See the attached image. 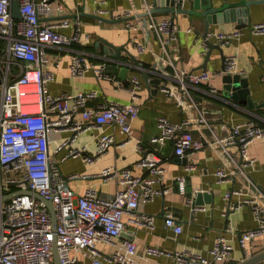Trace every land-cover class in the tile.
I'll list each match as a JSON object with an SVG mask.
<instances>
[{"label": "built area", "instance_id": "built-area-1", "mask_svg": "<svg viewBox=\"0 0 264 264\" xmlns=\"http://www.w3.org/2000/svg\"><path fill=\"white\" fill-rule=\"evenodd\" d=\"M13 1L0 0V36L6 40L0 51V264H55V249L62 264H138L136 241L130 237L123 238L121 242L115 239L125 233L128 226L147 229L154 226V216L142 211L139 205L169 191V187L163 185L167 169L159 147L171 140L175 154L184 157L205 146L220 147L228 153L229 145H237L241 160L249 164L253 159L248 155V146L252 140L264 137V127L246 120L233 125L224 136H215L205 144L194 137L191 129L194 123H207L203 114L196 122V119H188L183 123H173L167 117L159 116L158 133L151 138L159 147L156 152L144 153L136 162L146 170V175L135 174L128 166H105L97 175L104 181L116 183L112 195L102 194L94 185L86 186L75 195L68 180L87 178L90 174L73 172L64 175L59 163L77 156L86 164L94 162L97 154L107 151L115 142L112 133L103 131L106 124L117 127L131 139L134 128L141 124L139 106L135 101L122 103L115 100L90 105L89 101L97 95L94 89L53 94L48 85L54 79L53 67L59 65V60L53 66L47 50L80 42L81 22L78 18L49 19L58 12L57 0H17L20 17L14 18ZM183 1L175 0V5ZM153 7L152 1L142 0L141 8L126 12V28L154 31L161 43L167 39L177 40L178 29L173 19H158L151 12ZM142 12H147L145 20L143 16H140L143 19H130ZM69 28L72 30L67 33L65 30ZM250 30L264 34V21L251 25ZM164 33L169 37L164 38ZM240 33L239 29L230 33L208 31L204 45L208 48L212 39L222 45ZM131 43L138 53L150 45L135 36ZM235 66V58L229 56L222 71H230ZM69 71L73 76H83L92 71L97 78L109 80L119 88L125 87L107 71L105 62H93L79 50L70 56ZM176 74L180 89L187 93L188 84L207 82L213 75L207 69L199 72L182 70ZM138 85L139 79L132 75L126 87L133 100ZM162 90L179 92L171 85L163 86ZM92 127L101 130L96 136L93 154L87 153L85 147L71 145L79 132ZM64 131L72 133L63 137ZM137 147L145 150L140 143ZM63 150L65 152L61 154ZM235 163L238 167V162ZM187 168L194 169L195 165L188 164ZM236 172L220 166L215 174L218 181L224 182L230 181ZM154 182L160 184L159 188L153 186ZM179 187L182 192L183 177H179ZM28 189L51 200L56 217L54 226L45 203L33 194L22 192ZM232 191H226L225 196H230ZM253 202L258 225L238 233L230 224L226 225L215 236L208 256L190 249L172 253L152 245L144 248V254L166 252L180 264L221 262L229 258L233 249L228 234L234 235L245 250L248 242L264 231L261 217L264 187ZM236 207L238 205L234 203L229 205V208ZM164 222L176 233L183 230L172 213L165 214ZM100 243L112 245L113 249L103 251Z\"/></svg>", "mask_w": 264, "mask_h": 264}, {"label": "crops", "instance_id": "crops-1", "mask_svg": "<svg viewBox=\"0 0 264 264\" xmlns=\"http://www.w3.org/2000/svg\"><path fill=\"white\" fill-rule=\"evenodd\" d=\"M150 1L154 2V0ZM222 1L214 0L216 5ZM228 1L234 3L243 0ZM57 5L59 7L57 14L49 19L66 17L75 20L78 18L81 22V41L47 50L48 56L53 59V66L59 60V65L53 67L54 79L49 83L48 89L55 95L62 92L94 89L97 95L89 101V104L93 106L104 104L108 100L122 103L135 101L139 106L141 121L140 126L134 128L131 139L126 138L117 127L110 124L104 125L103 131L112 133L115 142L107 151L97 154L94 162L86 164L80 156H77L59 163L64 175L73 172L90 174L87 178L68 180L75 195L81 193L88 185L97 186L104 195H112L116 189V183L113 180L104 181L97 175L105 166H128L135 174L146 175V170L136 165V162L144 153L156 152L159 147V144L151 139L158 133L157 119L159 116H165L173 123H183L188 119H196L194 120L196 122L203 114L207 123H194L191 129L194 137L203 140L205 144L211 142L215 136H224L233 125L246 120H252L264 127V34L253 33L250 30L251 25L264 21V0L250 5V21L247 26L237 28L235 21L210 23L209 31L214 33H230L236 29H239L241 33L222 45L212 39L211 43L219 44V46L208 48L204 45L205 21L197 14L175 11L155 12L154 15L158 19L164 17L173 19L178 29L177 40L167 39L165 43H161L154 31L128 30L125 26L127 19L124 14L141 8L142 0H57ZM183 7L189 8L188 0L183 2ZM138 18L143 19L140 16L130 19L137 20ZM71 30L69 28L65 31L70 33ZM134 36L148 42L149 48L138 53L131 43V38ZM163 36L164 38L169 37L167 33ZM99 37L106 39L114 46L124 45V49H121V57L117 58L109 53L101 52L95 44ZM5 45L6 40L0 36V51ZM78 50L84 52L93 62H105L107 67L115 64L117 69L110 74L115 75L125 87L119 88L109 80L97 78L92 71L86 72L83 76L71 75L70 56ZM128 53L135 55L143 64L149 73V78L161 76L156 95L151 93L140 68L131 60ZM229 56L235 58L236 66L225 72L238 73L247 80L249 101L246 96L239 95V99L234 98L232 90L225 94L223 82L225 72L222 71V66ZM163 62H166V68L160 71L159 68ZM124 64L130 66L127 79L132 75H136L139 79L134 100L124 80L119 76L120 68ZM153 66L157 69H153ZM204 69L213 73L209 81L188 84V93L180 89L176 72L179 73L182 70L199 72ZM165 85H171L179 92L163 91L162 87ZM100 131L94 127L83 130L78 133L71 145L76 148L85 147L87 153L93 154L96 147V136ZM71 133V131H64L62 136L68 137ZM139 143L145 148L144 151L137 147ZM64 152L65 150L61 154ZM159 153L167 169L163 185L169 187V191L165 194H157L152 200L139 205L142 211L154 216L153 228L128 226L127 231L115 239L121 242L123 238L130 237L136 241L138 264H180L166 252L144 254V248L147 245L172 253L190 249L203 256H208L215 236L226 225L230 224L237 233L258 225L253 200L259 198L260 189L264 187V137L250 142L248 155L253 161L249 164H244L241 160L237 145L228 146L229 154L220 147L205 146L184 157H179L174 152L173 141L167 140L159 147ZM235 161L238 162L239 168ZM188 164H194L195 168L188 169ZM220 166L237 172L230 181L220 182L215 174L217 167ZM179 177H183L182 192L179 187ZM153 186L159 188L160 184L154 182ZM234 189L235 191H232ZM200 191L211 194L212 201L206 202L205 196H202V203L195 204V196ZM226 191H232L231 195L226 197ZM230 203L238 207L229 208ZM199 206H204V208H199ZM166 213H172L181 223L183 226L181 232L176 233L171 227L165 225ZM261 217L264 222V212L261 213ZM227 237L233 244L231 254L229 258L216 264H236L245 257L264 250V231L248 242L245 250L238 244L234 235L228 234ZM99 247L106 252L113 249L112 245L106 243H100ZM187 264L201 263L190 261ZM253 264H264V259Z\"/></svg>", "mask_w": 264, "mask_h": 264}, {"label": "water", "instance_id": "water-1", "mask_svg": "<svg viewBox=\"0 0 264 264\" xmlns=\"http://www.w3.org/2000/svg\"><path fill=\"white\" fill-rule=\"evenodd\" d=\"M185 1V0H184ZM183 1V2H184ZM189 1V8L183 7V2L179 5H175V0H154L155 6L151 9L152 13L158 11H175V12H182V13H189V14H197L204 18L205 21V31L204 35L207 34L209 31V24L216 23L218 21H235L237 28L249 25V12H250V5L253 3H259L261 0H243L240 2L231 3L228 0H223L219 5H216L214 0H188ZM200 10V11H199ZM12 15L14 18L20 17L19 6L17 0L13 1V10ZM147 12H142L138 16H143L144 20L146 19ZM99 18L105 19L103 17L98 16ZM107 20V19H106ZM95 44L99 47L101 52L109 53L112 56H116L117 58L121 57V49H124V45L121 46H114L113 44L109 43L106 39L99 37ZM216 46L218 47L219 44L209 43V47ZM131 60L140 68L143 79L150 89L153 95H156L159 89V83L161 81V76L155 78H149V73L145 70L143 64L139 62V60L135 57V55L128 53ZM208 58V55H207ZM161 60V59H159ZM158 60V61H159ZM155 69L156 67L153 66ZM130 66L128 64H124L123 67L120 68V77L124 80V83L128 85L129 79H127V72ZM166 68V62H163L161 67L159 68L160 71H164ZM117 66L115 64L108 65L107 71L109 73L115 72ZM157 69V68H156ZM155 69V70H156ZM223 70V66H222ZM223 82H224V89L225 94H228L230 90L233 91V97L239 99V95L246 96L247 100L249 101V89L247 86V80L240 76L238 73H230L225 72L223 75ZM247 100H241L246 102ZM22 192L30 193L37 196L41 199L45 205L47 206L51 217H52V224L53 226L56 223L55 212L53 208V204L51 200L45 199L40 196L37 192H33L31 190H23ZM200 191L195 196V204L200 205L202 203V196H205L206 202L212 201V195L209 193H202ZM7 197V196H6ZM55 255V264H62L59 260L57 250H54ZM264 259V250L256 253L254 255L245 257L239 263L236 264H253L257 261Z\"/></svg>", "mask_w": 264, "mask_h": 264}]
</instances>
